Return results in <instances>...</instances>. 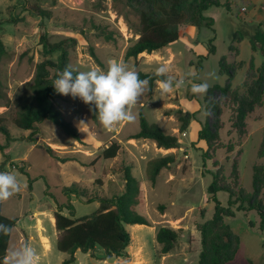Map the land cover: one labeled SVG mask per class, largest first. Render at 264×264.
I'll return each instance as SVG.
<instances>
[{
    "label": "rangeland",
    "instance_id": "obj_1",
    "mask_svg": "<svg viewBox=\"0 0 264 264\" xmlns=\"http://www.w3.org/2000/svg\"><path fill=\"white\" fill-rule=\"evenodd\" d=\"M218 1L222 6L211 7L204 13L214 19L212 29L184 25L175 43L152 54L127 58L128 48L138 39V14L145 0H0V41L8 52V57L0 63V79L11 102L23 93L24 84L34 77L36 64L44 60L39 43L43 29L51 43L68 41L69 63L80 71L106 69L110 59H117L135 67L139 73H152L158 66L168 65L171 75L186 80L182 88L163 97L154 83L153 91L134 107L136 119L111 131L103 128L79 98L61 95L55 105L78 129L81 142L45 121L38 126L35 142L11 144L7 153L14 165L3 163L0 154V171L14 172L22 184L18 194L1 204L5 216L18 219L8 250L20 246L21 233L22 244L28 242L37 251L43 244L42 234L50 240L55 229L51 226L55 201L67 202L65 188L74 187L86 195L84 200L71 196L75 218H81L96 212L100 206L97 201L86 203L89 198L122 194L125 170L130 169L143 188V202L137 211L151 226H129L130 254L122 264H210L208 259H201L203 244L197 226L213 218L215 205L207 200V189L214 176L219 185L230 188L235 195L229 206V194L224 191L217 194L224 210L233 215L222 220V231L228 228L235 250L234 259L226 264H264V229L261 228L264 96L263 107L246 118L248 133L242 139L233 127L235 107L227 104L219 115L210 107L219 96L216 87L238 88L245 80L251 61L257 68L264 65V45L255 41V51L252 49L258 30L264 33V0ZM31 7L45 13L33 16L29 12ZM58 57L59 53H54L47 59L57 61ZM223 63L235 67L232 79L223 69ZM193 70L197 73L195 79L189 76ZM209 73L215 76L210 77ZM189 80L207 82L210 85L207 94L193 95ZM211 91L215 92V98ZM206 111L211 115H205ZM15 112L14 105L0 107V114L9 122ZM140 114L149 123L158 124L165 135L177 137L179 147L165 150L158 148L153 140L132 139L140 128ZM79 120L87 123L84 131L79 130ZM184 120L188 121L186 128ZM207 124L218 135V141L211 148L197 138ZM10 131L15 137H27L31 133L12 124ZM0 142L4 144L2 136ZM113 142L120 145L117 156L103 159V151ZM167 155H174L175 163L162 169L152 184L148 179V162ZM257 167L261 169L263 182L255 188ZM19 168L34 180L31 188L28 176ZM63 212L68 215L67 210ZM40 221L42 232L38 229ZM161 227L179 233L167 254L161 253L162 246L156 240ZM51 240L52 249L39 264H62V258H67L57 250L53 236ZM227 240L224 238L222 242ZM75 257V264H121L115 259L106 262L93 259L81 251Z\"/></svg>",
    "mask_w": 264,
    "mask_h": 264
},
{
    "label": "trees",
    "instance_id": "obj_2",
    "mask_svg": "<svg viewBox=\"0 0 264 264\" xmlns=\"http://www.w3.org/2000/svg\"><path fill=\"white\" fill-rule=\"evenodd\" d=\"M222 4L218 0H145L141 3L138 14V23L136 34L138 39L131 45L126 57H138L142 53L152 54L166 46L175 43L180 37V28L184 25H192L198 28H213L214 19L205 16V11L211 7H220ZM29 12L33 16H43L45 11L38 7H31ZM241 38H239L240 40ZM255 40H252V49L255 51V41L264 45V33L259 29ZM40 50L44 60L36 64L34 77L23 86V93L14 101H10L5 91L4 84L0 79V107L9 108L14 105L15 115L11 122L3 114H0V136L4 139V144L0 142V154L3 163H10V155L7 153L11 144L15 141H25L33 143L36 141L38 126L45 121L58 126L67 136L75 141L81 142V134L78 129L65 119L62 112L56 107L55 101L61 97L58 94L52 81L57 78L58 71H63L66 65H69V46L68 41L51 43L48 40V33L43 29L40 34ZM214 52V49L211 50ZM59 53L57 61L47 59L48 56ZM8 57V52L2 41H0V63ZM223 69L227 70L230 79L234 76L235 67L222 64ZM241 67V65H238ZM237 66V67H238ZM232 71H231V70ZM140 78H150L152 87L158 77L152 73L140 72ZM218 90V99L210 106L217 115L227 104L235 107L233 117V127L237 131L239 138L247 135L246 118L263 107L262 98L264 96V65L257 68L250 62L243 84L238 88H232L230 85ZM212 98H215V92L211 91ZM210 101V100H209ZM211 104V103H210ZM90 111V106L87 105ZM210 108V109H211ZM95 118L94 111H90ZM257 119H260L257 118ZM184 126L187 127L188 121L184 120ZM10 124L23 131H30L27 137H15L11 134ZM132 139L153 140L158 148L165 150L179 147L178 139L175 136L165 135L160 126L156 123H149L143 114H140V128ZM198 140L205 141L208 148L218 141V135L212 133L207 124L198 132ZM120 149L118 143H111L102 153L105 160L113 159L117 156ZM174 155L158 157L148 162V179L155 184L160 171L169 168L175 163ZM20 172L28 176V186L31 188L32 180L29 174L22 168ZM125 190L119 196L112 198L92 197L86 203L99 202L98 210L90 215L75 218V207L71 202V196L77 200H84L86 195L79 193L73 188H65L64 195L67 202L61 204L55 201L56 211L53 216L55 219V229L58 232L56 243L57 250L67 255L62 264H75V253L79 250L82 253L89 254L93 259L107 261L112 258L126 259L129 257L127 252L131 244V234L127 230V225H145L151 226L150 221L137 211V206L143 202V188L140 182L131 174L130 169L125 170ZM263 182L261 169H255L254 185L260 187ZM221 191L229 194L228 205L232 204L234 193L228 187H222L218 184L216 176L207 189V200L214 203V215L212 220L205 225L197 226L201 233L203 252L202 260H209L210 264H226L234 259L235 250L231 243V235L226 229L222 231V220L224 216L232 217L230 211H225L219 201L217 194ZM85 203V202H84ZM68 211V215L64 214ZM262 225L264 229V216L261 214ZM18 219L9 218L2 213L0 204V224L16 227ZM12 234V232H11ZM11 234L8 236L0 234V264L8 250ZM179 233L177 230L161 227L156 233V240L162 246L161 253H169L177 242ZM224 238H228L227 243H223ZM103 251L102 258H98L96 251Z\"/></svg>",
    "mask_w": 264,
    "mask_h": 264
},
{
    "label": "clouds",
    "instance_id": "obj_3",
    "mask_svg": "<svg viewBox=\"0 0 264 264\" xmlns=\"http://www.w3.org/2000/svg\"><path fill=\"white\" fill-rule=\"evenodd\" d=\"M168 65H160L155 69L154 75L157 90L161 97L182 88L185 78L177 79L170 74ZM57 78L52 81L55 91L63 96L79 98L84 104L94 111L96 119L106 130H113L125 122H133L136 116L134 107L141 102V98L153 91L150 78L141 79L135 67L117 60L110 59L106 69L91 68L80 71L72 65H66L63 71H58ZM192 79L197 78L193 70L189 73ZM214 77L215 73H209ZM190 92L193 95H206L210 85L207 82L194 83L191 80ZM210 116L211 112L206 111ZM84 120H79V130L84 131ZM22 190V184L12 171H0V204L8 201ZM10 225L0 224V234L8 236L12 232ZM3 264H39L37 250L28 242L7 250Z\"/></svg>",
    "mask_w": 264,
    "mask_h": 264
},
{
    "label": "crops",
    "instance_id": "obj_4",
    "mask_svg": "<svg viewBox=\"0 0 264 264\" xmlns=\"http://www.w3.org/2000/svg\"><path fill=\"white\" fill-rule=\"evenodd\" d=\"M158 86L156 85V88H157ZM65 215H67V213H64ZM18 223V222H17ZM40 226H42L41 225V221H40ZM51 226H52V228H55V219H54V217H52V223H51ZM129 226H131V225H127L126 226V228H127V230H128V228H129ZM42 229H43V227H42ZM43 231V230H42ZM40 234H42L41 232H40ZM22 235H23V233H21V237H22ZM41 236H43V234L41 235ZM54 237V240L56 241V243H57V239H58V232L56 231V229H54V231H53V234H51V236H50V240H49V245H50V247H49V249H46V247H45V245H44V243L41 245V246H39V250L37 251L38 252V256H39V263H40V261L44 258V257H46L47 256V254L51 251V249H52V240H51V237ZM21 237H19V242H20V245L22 244V238ZM45 237V236H44ZM46 238V237H45ZM48 239V238H47ZM129 248H130V246L128 247V249H127V252H128V254H130V251H129ZM79 252V250L75 253V256H77V253ZM96 254L98 255V256H103V251L101 250V249H98L97 251H96ZM112 259H115V262L116 261H119L121 264L123 263V261H124V259H122V258H112ZM63 258H62V262H63ZM104 262H106V261H104Z\"/></svg>",
    "mask_w": 264,
    "mask_h": 264
},
{
    "label": "bare ground",
    "instance_id": "obj_5",
    "mask_svg": "<svg viewBox=\"0 0 264 264\" xmlns=\"http://www.w3.org/2000/svg\"><path fill=\"white\" fill-rule=\"evenodd\" d=\"M39 231L42 232V226H39ZM42 237V242L44 243L46 249H49L50 245H49V240L47 238H45L44 236H41Z\"/></svg>",
    "mask_w": 264,
    "mask_h": 264
}]
</instances>
